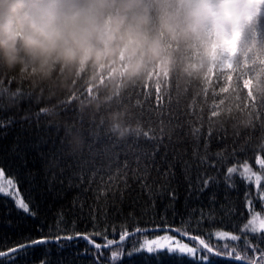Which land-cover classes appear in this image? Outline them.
Returning <instances> with one entry per match:
<instances>
[{
	"label": "snow or ice",
	"instance_id": "6c2138e0",
	"mask_svg": "<svg viewBox=\"0 0 264 264\" xmlns=\"http://www.w3.org/2000/svg\"><path fill=\"white\" fill-rule=\"evenodd\" d=\"M5 88L0 264H264V119L230 133L156 97L121 140Z\"/></svg>",
	"mask_w": 264,
	"mask_h": 264
},
{
	"label": "clouds",
	"instance_id": "9594fccd",
	"mask_svg": "<svg viewBox=\"0 0 264 264\" xmlns=\"http://www.w3.org/2000/svg\"><path fill=\"white\" fill-rule=\"evenodd\" d=\"M252 0H0V73L34 82L86 68L139 77L182 63L192 77L234 50ZM231 32L229 39L227 34ZM123 66V67H122Z\"/></svg>",
	"mask_w": 264,
	"mask_h": 264
},
{
	"label": "trees",
	"instance_id": "16d2710c",
	"mask_svg": "<svg viewBox=\"0 0 264 264\" xmlns=\"http://www.w3.org/2000/svg\"><path fill=\"white\" fill-rule=\"evenodd\" d=\"M251 8L253 18L241 28L231 51V66L224 71L214 70L211 63L192 77L182 70L181 62L172 67L162 62L132 80L122 71L101 67L86 68L78 76L56 69L49 79L38 82L26 75L0 73V94L11 103L15 89H6L5 84L13 83L35 103L46 104L53 121H60L63 108L70 104L89 123L102 122L121 140L140 127L136 118L140 106L156 97L165 107L171 101L182 110L204 114L230 133L250 131L264 119V0H252ZM70 144L82 148L83 136L70 133ZM84 247L81 242L80 249ZM77 264L90 261L81 258Z\"/></svg>",
	"mask_w": 264,
	"mask_h": 264
},
{
	"label": "rangeland",
	"instance_id": "374dc122",
	"mask_svg": "<svg viewBox=\"0 0 264 264\" xmlns=\"http://www.w3.org/2000/svg\"><path fill=\"white\" fill-rule=\"evenodd\" d=\"M231 38V32L227 34ZM231 51L223 48H218V58L212 62V67L218 71H224L231 66Z\"/></svg>",
	"mask_w": 264,
	"mask_h": 264
}]
</instances>
